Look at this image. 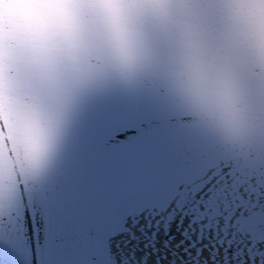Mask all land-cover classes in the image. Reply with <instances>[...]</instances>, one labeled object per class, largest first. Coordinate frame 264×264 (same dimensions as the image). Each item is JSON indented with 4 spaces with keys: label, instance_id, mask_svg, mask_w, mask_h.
I'll return each instance as SVG.
<instances>
[{
    "label": "water",
    "instance_id": "95a60500",
    "mask_svg": "<svg viewBox=\"0 0 264 264\" xmlns=\"http://www.w3.org/2000/svg\"><path fill=\"white\" fill-rule=\"evenodd\" d=\"M256 213L264 0H0V264H264Z\"/></svg>",
    "mask_w": 264,
    "mask_h": 264
},
{
    "label": "flooded vegetation",
    "instance_id": "af4514ba",
    "mask_svg": "<svg viewBox=\"0 0 264 264\" xmlns=\"http://www.w3.org/2000/svg\"><path fill=\"white\" fill-rule=\"evenodd\" d=\"M252 220L253 224H251ZM242 222L248 226L252 232L255 233V236L258 239H264V215L261 213H256L253 216L245 218Z\"/></svg>",
    "mask_w": 264,
    "mask_h": 264
},
{
    "label": "rangeland",
    "instance_id": "374dc122",
    "mask_svg": "<svg viewBox=\"0 0 264 264\" xmlns=\"http://www.w3.org/2000/svg\"><path fill=\"white\" fill-rule=\"evenodd\" d=\"M256 220V219H255ZM251 224H253V220L251 221ZM259 231H260V229H259Z\"/></svg>",
    "mask_w": 264,
    "mask_h": 264
},
{
    "label": "clouds",
    "instance_id": "9594fccd",
    "mask_svg": "<svg viewBox=\"0 0 264 264\" xmlns=\"http://www.w3.org/2000/svg\"><path fill=\"white\" fill-rule=\"evenodd\" d=\"M120 47H124V45H120Z\"/></svg>",
    "mask_w": 264,
    "mask_h": 264
}]
</instances>
